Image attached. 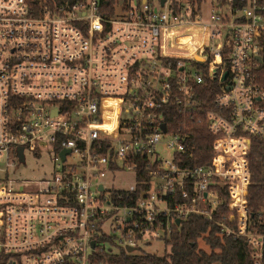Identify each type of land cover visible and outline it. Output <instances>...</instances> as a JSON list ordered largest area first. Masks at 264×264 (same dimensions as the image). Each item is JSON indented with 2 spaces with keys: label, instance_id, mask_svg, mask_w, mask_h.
I'll return each mask as SVG.
<instances>
[{
  "label": "built area",
  "instance_id": "obj_1",
  "mask_svg": "<svg viewBox=\"0 0 264 264\" xmlns=\"http://www.w3.org/2000/svg\"><path fill=\"white\" fill-rule=\"evenodd\" d=\"M51 1L0 0L7 264H141L189 217L264 264V207L247 198L264 141V0ZM202 128L214 138L197 164ZM26 152L54 166L28 191L8 174ZM117 173L133 185L115 186Z\"/></svg>",
  "mask_w": 264,
  "mask_h": 264
},
{
  "label": "trees",
  "instance_id": "obj_2",
  "mask_svg": "<svg viewBox=\"0 0 264 264\" xmlns=\"http://www.w3.org/2000/svg\"><path fill=\"white\" fill-rule=\"evenodd\" d=\"M28 2L35 10H39L49 6L52 1L28 0ZM261 57L262 60L257 69V80L264 88V48ZM213 138L214 136L206 132L204 128L197 135V154L205 156L204 159L197 156L195 160L197 164L204 163L211 157ZM249 166L251 178L247 198L251 212L256 213L264 207V141L257 137H254L252 141ZM221 212L226 215V221L231 224L233 221L227 214L226 208H222ZM218 233V229L212 223L197 217L187 218L181 225L174 227L169 238L165 239V246L170 245L171 264H250L248 247L244 240L235 241ZM204 235L211 237V239H203L209 251L198 245ZM134 260L141 264H169L167 255L148 254L136 257ZM7 262V257L0 253V264H7Z\"/></svg>",
  "mask_w": 264,
  "mask_h": 264
},
{
  "label": "rangeland",
  "instance_id": "obj_3",
  "mask_svg": "<svg viewBox=\"0 0 264 264\" xmlns=\"http://www.w3.org/2000/svg\"><path fill=\"white\" fill-rule=\"evenodd\" d=\"M26 160L19 163L13 169H9V176L16 182V187L25 191L36 188L37 185L28 183L29 180L37 179L41 175L48 174L52 172L54 166L53 163L48 159L46 154L42 155L41 160H36L33 154L26 152ZM134 183V176L131 173H117L116 180L114 182L115 186L118 187H129ZM199 246L204 250L209 251V247L204 243L202 239ZM165 243L163 241H156L150 247H146L149 253H154L162 255L165 252Z\"/></svg>",
  "mask_w": 264,
  "mask_h": 264
},
{
  "label": "water",
  "instance_id": "obj_4",
  "mask_svg": "<svg viewBox=\"0 0 264 264\" xmlns=\"http://www.w3.org/2000/svg\"><path fill=\"white\" fill-rule=\"evenodd\" d=\"M259 60H261V58H258ZM65 153L66 152H62V155L64 156L65 155ZM19 155H20V158H21V160H23V152H22V149L20 148L19 149ZM177 224H180V221L179 220H177ZM128 250H130V249H128Z\"/></svg>",
  "mask_w": 264,
  "mask_h": 264
}]
</instances>
